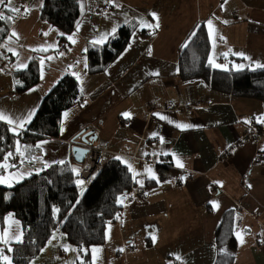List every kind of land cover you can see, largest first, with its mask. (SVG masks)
<instances>
[{
  "label": "crops",
  "instance_id": "obj_1",
  "mask_svg": "<svg viewBox=\"0 0 264 264\" xmlns=\"http://www.w3.org/2000/svg\"><path fill=\"white\" fill-rule=\"evenodd\" d=\"M115 2L118 7L106 0H82L79 31L76 28L68 34L75 33L76 42L72 43L68 35L62 42L61 30L41 18L43 0H15L17 6L27 5L31 11L16 14L3 43L19 55L0 48L3 55L13 56L8 64L0 57V111L13 118L24 117L32 109L37 111L44 95L65 74L78 73L80 79L74 76L83 92L65 110L70 115L67 120L63 118L64 130L60 125L57 137L41 139L34 145L19 144L25 153L24 162L20 163L17 153L9 158V164L15 167L0 171V175L9 177L3 185L11 187L37 169L44 170L45 161L50 165L61 160L69 162L73 158V140L83 129L95 127L98 138L94 143L105 145V159L119 156L130 163L140 173L133 178L135 187H141L136 180H143L142 188L149 195L119 203L118 221L107 225L102 245L91 247L100 251L93 253L90 249L92 264H214L216 233L229 209L236 212L234 264H264V140H241L244 134L262 125L256 118L264 115V103L213 90L202 78L189 81L179 75L180 52L202 22L210 39L209 58L215 63L227 65L229 70H235L234 64L245 65L243 69L255 68V62L264 64V0ZM152 12L158 14L160 27L141 28V19L156 23ZM210 19L211 29L207 24ZM131 23L136 25L135 42L132 35L124 50L103 71L89 73L84 63L88 49L94 46L91 41L115 27L114 37L97 44L103 45L117 36L120 27ZM12 30L19 34L18 39L9 40ZM48 45L56 47L38 50ZM59 52L65 55L61 57ZM235 52L252 59L233 55ZM223 53H228L227 57ZM48 56L54 59L49 61ZM33 58L39 63L44 58L43 79L17 93L13 73L21 69L20 63L28 65ZM154 72L159 75H152ZM126 111L131 118L122 115ZM154 113L167 116L174 123L161 120ZM176 123L192 127L180 129ZM153 132L158 136L152 137ZM42 141L47 143L36 148ZM76 141L81 142V137ZM173 154L183 162V168L176 166ZM32 156L41 159L32 161ZM161 164L166 166L165 172L159 171ZM146 166L156 173L160 183L147 178ZM182 176L186 179L181 180ZM213 201L218 207H213ZM65 243L70 245L67 237L57 231L56 240L47 243L30 264H76L83 252H66L61 246ZM177 256L181 259L177 260Z\"/></svg>",
  "mask_w": 264,
  "mask_h": 264
},
{
  "label": "trees",
  "instance_id": "obj_2",
  "mask_svg": "<svg viewBox=\"0 0 264 264\" xmlns=\"http://www.w3.org/2000/svg\"><path fill=\"white\" fill-rule=\"evenodd\" d=\"M81 4L82 0H43L41 18L65 34L60 35L62 42L76 30L82 14ZM11 15L16 17V13ZM12 23L0 20V44L8 37ZM135 29V23L123 25L115 38L103 45L91 46L87 51V71H103L131 41ZM210 48L208 31L202 22L190 34L180 52V77L189 81L202 78L213 90L255 98L264 103V68L216 69L208 63ZM3 58L7 64L13 60L10 54L3 55ZM13 75L15 81H19L16 83L17 93L38 85L41 82L39 60L33 58L27 68L17 69ZM81 96L78 79L65 74L44 95L35 116L24 130H18L19 135L10 131V125L0 121V162L8 152L13 156L16 154L17 141L34 145L41 139L57 137L64 111ZM166 170L165 165H159L160 172ZM0 171L4 172L3 169ZM135 186L127 164L115 157L106 160L83 196L76 189L70 161L52 164L11 187L0 184L1 226L8 214H14L23 229L22 243H10L12 264H30L56 230L62 232L76 249H88L87 254L82 253L81 259L84 264H92L91 247L104 243L107 225L117 222L120 217L118 198ZM54 208L60 209L59 213L54 215ZM235 229L236 212L229 209L216 233L217 258L214 264H234ZM76 264H80V260Z\"/></svg>",
  "mask_w": 264,
  "mask_h": 264
},
{
  "label": "snow or ice",
  "instance_id": "obj_3",
  "mask_svg": "<svg viewBox=\"0 0 264 264\" xmlns=\"http://www.w3.org/2000/svg\"><path fill=\"white\" fill-rule=\"evenodd\" d=\"M225 2H227V0H225ZM106 3H109V4H112L114 7H118L119 5L116 4L115 0H106ZM81 7V10L83 11V8H84V5L81 4L80 5ZM223 7V5L221 6ZM22 8H23V11H22ZM0 9H3V10H0V20H8V21H14L15 17L11 15V13H16L18 15H26L28 13H30L31 11V8L28 7L27 5H24V6H17L15 4V0H0ZM151 17L156 21L155 24H150L148 23L147 21L141 19L140 20V27L141 28H152V29H158L160 27L159 25V17H158V14L155 13V12H152L150 13ZM225 23H227V21H224ZM207 24L209 26V28L211 29L212 28V25H213V22L212 20H208L207 21ZM79 28H80V24L77 23V31H79ZM115 33H116V28L114 27L110 33H104V34H101L99 39H94L91 41V43L95 46L97 44H102L104 43L108 38L109 36H112L114 37L115 36ZM45 36L48 35V33H44ZM59 35L61 36H64L65 34L64 33H59ZM74 35L75 33H73V35H68L67 36V39L69 41H71L72 43H75L76 41L74 40ZM210 37L212 35L211 31L209 33ZM12 37H16L17 39L19 38V34L15 31V30H12L11 33H10V36H9V40H11ZM135 38H136V34L135 32L133 33V42H135ZM223 39V38H221ZM56 47V45H48L47 47H41L40 49H38L39 51H47L49 48H54ZM132 47V44L130 43L128 45V48L130 49ZM0 48H6V51L7 52H10L12 53L13 55L15 56H18L19 53H17L13 48L11 47H7L6 44H0ZM37 50V49H34V51ZM84 51H87V49H84ZM127 51V49H126ZM231 52V50H229ZM152 54V50L151 48H149L148 50V55H151ZM233 55H236L238 57H242L243 59L245 60H251L252 58L248 55H246L245 53L243 52H235V53H232ZM65 53L64 52H59V56H64ZM222 55H224L225 57H227L228 53H223ZM0 57H3V53H0ZM47 60H52L54 59V57L52 56H48L46 58ZM77 63H80L79 61H77ZM208 63L215 67V68H220V69H223L224 71H229L227 65H222V64H217L214 62V60L210 57L209 58V61ZM40 64H41V78L43 79V67H44V58H41V61H40ZM87 62L85 61L84 63V67L87 68ZM19 68L23 69V68H27V64H24V63H20L18 65ZM70 68L72 67L71 65L69 66ZM233 67L235 68L236 71H240L242 70L245 65H242V64H234ZM255 68H264V64H261L259 62H255ZM152 75H159L158 72H154V73H151ZM73 75H76L78 79H80V76L78 73H73ZM16 83H19V81H16ZM32 91H35V89H32ZM81 92H83V89L81 88ZM87 101L85 100L84 101V104H86ZM83 106V105H82ZM36 114V109H32L31 111H29L27 113L26 116L24 117H16V118H13L11 117L10 115L4 113L3 111H0V121H6L9 125H12L13 127L10 128V131H12L14 134H17L19 135L20 133L18 132V129H24L25 125L30 123L32 118L35 116ZM69 111H65L63 113V118L64 120H67L69 118ZM122 115L126 118H131V113L130 112H124L122 113ZM154 115L156 116H159V118L161 120H167L168 123H174L172 120H169V118L167 116H164V115H161L159 113H154ZM256 121L258 123H261V124H264V115L260 116V117H257L256 118ZM245 123H251L250 120H245L244 121ZM176 127L177 128H180V129H187V128H190L192 127L191 125H188V124H180V123H176ZM64 130V125H63V121L61 122V131ZM152 137H157L158 134L156 132H153L151 134ZM160 139V142L163 143L164 142V138L161 136L159 137ZM47 141H42L41 143H38L35 147L36 148H42L43 144H46ZM16 153L21 157V160H20V163H23V157L25 155V153L23 151H21L20 149V146H19V141H17V146H16ZM161 155H167V153H161ZM13 156V153L12 152H8L4 157H3V162H0V169H8L10 167H15L14 164H9V158H11ZM174 156V159H176V166L177 167H180V168H183L184 167V164L183 162L179 159V157H176L175 154H173ZM41 159V157H38V156H32L31 157V160L32 161H36V160H39ZM116 160H121L122 158L117 156L115 157ZM54 163H58V164H64L65 161L61 160V161H57V162H54ZM124 163L127 164V167H128V170L130 172H133V178L135 179L136 176L140 175V173H136L133 168H132V165L130 163H128L127 161H124ZM51 165L45 161L44 162V167L47 168V167H50ZM36 171H41V169H37ZM72 171L77 175L79 176L80 175V170L79 169H76V168H73ZM145 174H147V178H150L152 180H156L157 183H160L156 173L148 166L145 167ZM12 176H15V173L12 174ZM91 179H95V176L93 175L91 177ZM181 180H184L186 179L185 177H180ZM9 182V177L8 176H3V175H0V184H5V183H8ZM168 183H171V181H167ZM75 183L80 187V195L83 196L84 194V191H85V188H84V185H85V181L83 179H77L75 181ZM136 183L139 184L141 187H143V180H136ZM214 183H219V182H214ZM249 188H251V184L248 185ZM144 195H149V193H144ZM127 199V196H123L121 198H118L117 202L118 203H121L123 204L124 200ZM76 203L78 204L79 201H76ZM213 204V207L216 208L218 207V204L217 202L213 201L211 202ZM60 209L58 208H54L53 209V212H54V215L59 213ZM11 215V214H10ZM117 219H119V217H117ZM15 224L19 225V221H14ZM57 231H54L52 233V236L51 238L49 239L48 243L51 244L53 241L56 240V236H57ZM237 235L239 236V233H237ZM22 236H23V232L22 231H19V229H17V231L15 233H11L7 230H3V231H0V243H3L4 245H8L7 247V252H12L13 249L12 247L10 246V243L11 241H15L16 243H22ZM153 239V242H155V236L152 237ZM243 242V241H241ZM64 250L66 252L68 251H77V249L75 248H72L70 245L68 244H63L61 245ZM124 249H120V251H123ZM80 252H83L85 254H87V252L89 251L88 249L86 248H83L81 247L79 249ZM91 251L93 253L95 252H98L100 251L99 248H92ZM78 260H80V264H84V261L78 256L77 257ZM93 259H95V257H93ZM177 260H180L181 257L177 256L176 257ZM0 262H2V264H12V258L5 254V250L0 248ZM73 264H75V261H73Z\"/></svg>",
  "mask_w": 264,
  "mask_h": 264
},
{
  "label": "built area",
  "instance_id": "obj_4",
  "mask_svg": "<svg viewBox=\"0 0 264 264\" xmlns=\"http://www.w3.org/2000/svg\"><path fill=\"white\" fill-rule=\"evenodd\" d=\"M150 106H152V103H150ZM92 129L97 132L95 127H91ZM263 139L264 140V124L253 128L252 131L244 134V136L241 137V140H247V141H255L257 139ZM85 147L87 148V153L85 154L83 161H77L74 158L70 160L71 169L76 168L80 170V175L77 176L73 171L74 180L77 179H83L86 183L84 185L85 190L91 185V183L95 179H91V177L94 175L95 178L97 177L98 173L104 166L106 160L104 157V152L106 151V147L102 143H92V144H85ZM76 189L78 192H80V187L75 183ZM145 189L142 187H132L131 190L125 192L123 195L120 196H127V199H136L140 198L144 195Z\"/></svg>",
  "mask_w": 264,
  "mask_h": 264
},
{
  "label": "water",
  "instance_id": "obj_5",
  "mask_svg": "<svg viewBox=\"0 0 264 264\" xmlns=\"http://www.w3.org/2000/svg\"><path fill=\"white\" fill-rule=\"evenodd\" d=\"M97 132H95L94 129L90 128V130H88V128L83 129L82 132L79 134V136L81 137L82 141H76V138L79 137L77 136L74 140H73V144L71 147L72 150V155L73 158L77 161H83L85 154L87 153V148L85 147V144H92L95 141H97Z\"/></svg>",
  "mask_w": 264,
  "mask_h": 264
},
{
  "label": "rangeland",
  "instance_id": "obj_6",
  "mask_svg": "<svg viewBox=\"0 0 264 264\" xmlns=\"http://www.w3.org/2000/svg\"><path fill=\"white\" fill-rule=\"evenodd\" d=\"M26 176H28V175H26ZM14 221H19V225L15 224ZM17 229H19V231L23 232L22 224H21L20 220L14 214H11V215L8 214L4 218V225L1 226V224H0V231L7 230V231L10 232V234L11 233H15L17 231ZM12 242H15V241H12ZM6 246H8V245H3V243H2V245H0V248L4 249L5 250V254L10 256V252H7Z\"/></svg>",
  "mask_w": 264,
  "mask_h": 264
}]
</instances>
